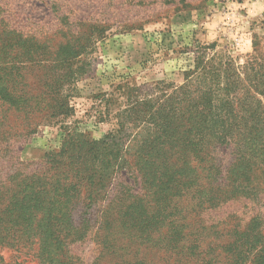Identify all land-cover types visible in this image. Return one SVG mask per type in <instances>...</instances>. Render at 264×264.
<instances>
[{
    "label": "trees",
    "instance_id": "1",
    "mask_svg": "<svg viewBox=\"0 0 264 264\" xmlns=\"http://www.w3.org/2000/svg\"><path fill=\"white\" fill-rule=\"evenodd\" d=\"M52 2L60 27L67 28L63 34L71 35L68 26L80 21L73 6L66 3L62 8L65 1ZM10 9L14 8L9 1H0V249H27L40 264H65L61 255L68 244L87 231V222L76 226L79 217L87 215L105 185L120 175L112 171L114 166L131 171L138 180L126 183L130 193L122 199L123 209L117 204L116 213L123 226L141 231L159 227L166 217L179 214L171 213L172 205L192 190L202 193L207 184L218 187L200 201L205 204L206 200L219 201L222 195L234 199L250 193L254 174L264 169V43L259 39L254 40L253 51L240 70L233 72L230 62L197 58L184 84L168 95L140 99L137 90L116 87L114 102L123 99V108L114 117L117 133L132 124L149 134L135 141V147L129 148L132 153L124 157L113 135L116 130L91 140L64 127L58 152L46 156L53 173L42 178L37 172H22L21 164L12 160V150L31 128L40 106L38 96L27 89L22 71L27 65H49L64 72V82L90 39L81 43L71 35V40L66 37L51 46L53 38L48 44L43 31L48 26L35 27L30 35L21 25L12 29ZM49 83L57 86L54 79ZM51 85L46 88L54 92ZM54 102L52 116L64 122L72 112L67 98L55 97ZM222 147L231 150L227 166L215 157ZM222 179L231 185L230 191L220 188ZM106 225V231L110 230L108 221ZM239 234L230 251L232 259L238 256L234 264H243L248 255H252L250 264H264L263 229L251 222Z\"/></svg>",
    "mask_w": 264,
    "mask_h": 264
},
{
    "label": "rangeland",
    "instance_id": "2",
    "mask_svg": "<svg viewBox=\"0 0 264 264\" xmlns=\"http://www.w3.org/2000/svg\"><path fill=\"white\" fill-rule=\"evenodd\" d=\"M7 1L14 8L9 10L12 29L21 25L30 35L35 27L48 26L43 31L48 44L53 38L51 46L66 37L71 40V35L81 43L90 39L87 51L72 63L73 73L64 82V72L49 65H27L22 71L27 89L38 96L40 106L31 128L12 150V160L21 164L22 172H37L42 178L53 173L48 170L46 156L58 152L64 127L91 140H100L116 130L113 135L124 157L132 153L129 148L135 147V141L149 134L147 129L132 124H125L123 132L117 133L114 117L123 108V99L114 102L116 87L137 90L140 99L168 95L184 84L185 74L193 69L197 58L230 62L235 72L251 55L254 40L264 43V0H181L184 2L178 4L174 1L180 0H62L65 3L61 7L71 4L80 20L68 26L71 35L63 34L67 28H61L54 16L52 0ZM53 79L57 86L49 83ZM47 84L56 90H48ZM55 97H66L72 109L64 122L52 116ZM215 157L227 166L232 159L230 148L217 149ZM112 171L120 175L105 185L87 215L75 220L77 227L87 222V231L68 244L61 262L234 264L238 256L232 259L230 251L239 233L251 222L264 231V169L254 174L246 196L230 199L232 195H222L219 201L201 203L218 187L216 183L207 184L202 193L192 190L172 205L171 213L179 214L144 231L123 226L116 213L117 204L123 209L122 199L130 193L126 183L138 180L127 169L114 166ZM221 173L223 178L225 174ZM220 182V188L231 190L228 181ZM106 221L111 225L108 231ZM105 231L109 235L106 248V238L102 237ZM0 257L2 264H40L35 253L27 249H0ZM251 257L248 255L243 264H250Z\"/></svg>",
    "mask_w": 264,
    "mask_h": 264
}]
</instances>
